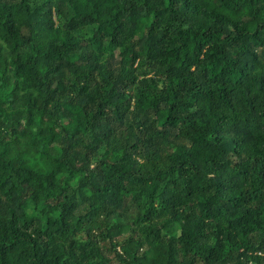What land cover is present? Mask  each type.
I'll return each instance as SVG.
<instances>
[{
    "label": "trees",
    "instance_id": "16d2710c",
    "mask_svg": "<svg viewBox=\"0 0 264 264\" xmlns=\"http://www.w3.org/2000/svg\"><path fill=\"white\" fill-rule=\"evenodd\" d=\"M0 264H264V0H0Z\"/></svg>",
    "mask_w": 264,
    "mask_h": 264
}]
</instances>
